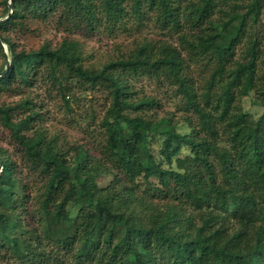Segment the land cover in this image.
<instances>
[{
	"label": "trees",
	"instance_id": "16d2710c",
	"mask_svg": "<svg viewBox=\"0 0 264 264\" xmlns=\"http://www.w3.org/2000/svg\"><path fill=\"white\" fill-rule=\"evenodd\" d=\"M3 6L0 91L27 85L43 71L62 91L69 79L104 86L109 104L96 155L32 131V115L13 121L0 105V122L32 174L23 176L18 161L0 153V252L22 264H264V114L255 117L240 105L252 93L264 106V0H10ZM58 11L74 25L109 28L151 11L177 43L143 39L126 55L85 68L73 39L25 50L4 33L29 16ZM193 67L203 72L197 85ZM138 76L174 86L192 114L185 118L188 131L170 117L134 113L154 102L131 98L129 79ZM182 149L187 153L180 157ZM104 174L110 178L100 185Z\"/></svg>",
	"mask_w": 264,
	"mask_h": 264
},
{
	"label": "rangeland",
	"instance_id": "374dc122",
	"mask_svg": "<svg viewBox=\"0 0 264 264\" xmlns=\"http://www.w3.org/2000/svg\"><path fill=\"white\" fill-rule=\"evenodd\" d=\"M3 2L8 5L10 0H0V19L3 18ZM259 22L264 23V8ZM4 33L17 49L25 50L35 49L43 43L53 47L64 37L73 39L79 44L85 68H99L110 60L124 56L143 39L177 43L176 34L161 28L154 21L151 11H145L140 20L129 15L122 24L111 28L101 23L78 22L74 25L72 21L65 20L58 11L45 18L29 16L24 20L23 26H12ZM1 48L5 53V46ZM3 59L0 51V67ZM7 59L5 57V61ZM44 75L41 71L27 85H12L0 91V105L9 107L13 121L32 115L29 121L33 127L32 131L35 129L42 131L46 138L56 137L60 145L81 144L96 155L102 141L100 120L109 104L107 89L101 85L90 87L76 79H69L65 81L68 91H62ZM191 76L197 85L201 83L203 72L198 67H193ZM129 87L132 99L144 96L154 100L153 104L145 105L134 113L170 117L177 129L188 131L185 118L192 117V114L183 109L180 95L175 93L174 86L160 78L138 76L129 79ZM240 105L255 117L264 114V106L254 102L252 93L241 98ZM151 149L154 153L157 152V141L152 142ZM0 153L18 161L17 171L31 178L32 174H28L27 169L19 161L17 148L9 130L1 122ZM186 153L182 149L179 156L183 157ZM162 165L172 166L167 162H163ZM109 178L108 174H104L98 179V183L104 185ZM50 262L66 264V260H63V263L53 260ZM0 264L22 263L1 251Z\"/></svg>",
	"mask_w": 264,
	"mask_h": 264
},
{
	"label": "water",
	"instance_id": "95a60500",
	"mask_svg": "<svg viewBox=\"0 0 264 264\" xmlns=\"http://www.w3.org/2000/svg\"><path fill=\"white\" fill-rule=\"evenodd\" d=\"M9 5V4H8ZM9 13V12H8ZM1 20V19H0ZM1 43V42H0ZM1 45L3 46V44L1 43ZM7 65V64H6Z\"/></svg>",
	"mask_w": 264,
	"mask_h": 264
}]
</instances>
